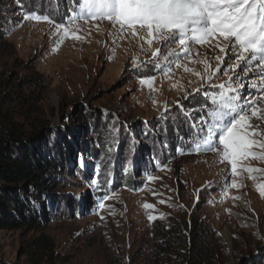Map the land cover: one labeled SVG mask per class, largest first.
<instances>
[{"label":"rangeland","instance_id":"obj_1","mask_svg":"<svg viewBox=\"0 0 264 264\" xmlns=\"http://www.w3.org/2000/svg\"><path fill=\"white\" fill-rule=\"evenodd\" d=\"M0 1L9 11L0 45V126L26 136L46 125L45 149L54 150L57 139L74 150L68 179L51 192L56 200L42 198L44 223L0 230V258L12 264H264V197L257 191L264 173L238 169L232 176L216 153L195 150L212 98L222 91L218 85L237 87L227 64L212 81L195 73L204 74L205 57L214 69L215 56L229 61L231 52L192 45L190 61L174 45L180 57L165 61L161 42L152 46L161 55L152 58L107 20L73 22L78 5L65 25L83 38L61 41L55 22L24 19L49 16L53 0ZM253 68L247 75L236 69L246 99L261 95L250 87L261 86ZM149 77H155L152 87L141 83ZM242 164L264 169L260 160ZM233 180L242 186L232 187Z\"/></svg>","mask_w":264,"mask_h":264},{"label":"snow or ice","instance_id":"obj_2","mask_svg":"<svg viewBox=\"0 0 264 264\" xmlns=\"http://www.w3.org/2000/svg\"><path fill=\"white\" fill-rule=\"evenodd\" d=\"M77 3L78 10H74L73 22L76 19L85 22L107 20L117 28L120 38H125L124 33H127L141 42L142 50H151L152 58L161 55L160 48L152 50L154 43L161 42L168 48L163 57L165 61L172 56L180 57L181 53L176 51L174 45L179 46L184 58L190 61L192 45L219 49L225 55L226 50L231 52L229 61H225L223 55H216L215 59L220 64L214 69L205 57L201 61L205 63L204 74L195 73L206 82L212 81L222 71L221 65L227 64L237 77L235 80L233 76L228 78L236 83L235 88L230 83L227 87L225 83L218 85L222 91L212 98L214 107L208 113V122L202 124L196 133L195 150L216 153L221 163L227 162L231 166L232 176L240 175L238 169L249 174L264 173V169L242 164L249 158L264 161V87H261L264 86V0H77ZM24 19L54 23L47 15L31 14ZM95 27L98 29L99 24ZM55 28L57 33H63L61 41L68 37L77 40L83 38L65 24H56ZM144 44L148 45L147 49H144ZM199 54L197 51L196 55ZM133 63H136L135 57ZM253 65L258 70L257 79L261 86L251 84L250 87L257 89L261 95L246 99L239 95V89L244 88V84L240 82L236 69L247 75L254 71ZM180 66L176 64V67ZM185 71L191 69L185 67ZM154 79H142L141 83L152 87ZM228 92L237 95H228ZM257 147L259 152L254 150ZM251 178L256 179L255 176ZM149 179L153 177L149 176ZM231 186L242 185L233 180ZM257 191L264 197V183L257 185ZM143 207L152 209L154 206L144 203ZM148 219L151 221L155 217L150 215Z\"/></svg>","mask_w":264,"mask_h":264},{"label":"trees","instance_id":"obj_3","mask_svg":"<svg viewBox=\"0 0 264 264\" xmlns=\"http://www.w3.org/2000/svg\"><path fill=\"white\" fill-rule=\"evenodd\" d=\"M53 5L50 18L56 24H65L68 12L76 9L78 3L53 0ZM8 12L0 1V45L5 38L3 16ZM46 129L45 125L24 136L18 127L0 126V230L36 228L43 224L46 216L42 198L51 197L54 188L68 179L73 146L68 140L56 139L54 150L45 149L42 134ZM0 264L12 263L0 258Z\"/></svg>","mask_w":264,"mask_h":264}]
</instances>
